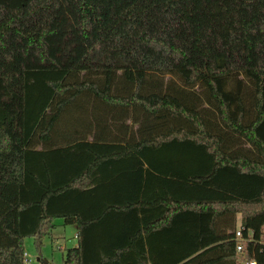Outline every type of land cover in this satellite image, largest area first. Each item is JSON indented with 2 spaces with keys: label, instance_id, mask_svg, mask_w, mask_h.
<instances>
[{
  "label": "trees",
  "instance_id": "1",
  "mask_svg": "<svg viewBox=\"0 0 264 264\" xmlns=\"http://www.w3.org/2000/svg\"><path fill=\"white\" fill-rule=\"evenodd\" d=\"M263 125L264 0H0V264H264Z\"/></svg>",
  "mask_w": 264,
  "mask_h": 264
},
{
  "label": "rangeland",
  "instance_id": "2",
  "mask_svg": "<svg viewBox=\"0 0 264 264\" xmlns=\"http://www.w3.org/2000/svg\"><path fill=\"white\" fill-rule=\"evenodd\" d=\"M164 77L166 80L172 78L176 79L175 76L170 74H164ZM244 78L245 77L241 74V72H237L235 75L224 76L219 80V87L223 94L233 100V104L231 106L232 111L235 110L236 92L239 90ZM260 133L264 137V125L260 127ZM58 218L60 217L54 219V223L56 222L57 229H59V233L61 235L58 240H56V243L50 240L48 236L49 232L41 238L39 247H37L36 238L34 236H27L24 238V250L32 256L31 264H40V262L36 260V256H40V252L42 253V257L48 259L46 264H62L64 261L61 253L63 245L71 246V244L76 241L74 228L69 224H57Z\"/></svg>",
  "mask_w": 264,
  "mask_h": 264
},
{
  "label": "built area",
  "instance_id": "3",
  "mask_svg": "<svg viewBox=\"0 0 264 264\" xmlns=\"http://www.w3.org/2000/svg\"><path fill=\"white\" fill-rule=\"evenodd\" d=\"M232 233H233L232 239L234 240V243H235V251H236L237 259L239 263L255 264L256 262L255 258H247V256L245 255L246 243L248 241L253 240L252 230L247 229L246 233H244V228L240 224L234 228ZM74 236L77 237L76 232L74 233ZM261 242L264 245V240H262ZM23 254H24V264H29L30 259L28 255L26 254L25 250ZM62 264H68V263L64 260Z\"/></svg>",
  "mask_w": 264,
  "mask_h": 264
},
{
  "label": "crops",
  "instance_id": "4",
  "mask_svg": "<svg viewBox=\"0 0 264 264\" xmlns=\"http://www.w3.org/2000/svg\"><path fill=\"white\" fill-rule=\"evenodd\" d=\"M224 219L225 220H223L222 218L220 219L219 225L221 226V228H223L224 225H226L227 223L230 224L232 221L234 222L235 226H238V225L241 224V214H240V212H237L234 216L231 215V216H228V217H226ZM57 220H58V223L57 224H59V225L69 224V225H71L74 228V231L76 232V225L75 224H73V223H65L62 218H58ZM230 230H231L230 228H227V231H230ZM60 235L61 234L59 233V229H57L56 222H55L54 223V227L50 229V231L48 233V236H49V238H50L51 241H53L54 243H56V240H58V238L60 237ZM76 244H77V240L75 242H73L71 244V246H75ZM71 246H65V245H63L62 250H61L62 251L61 253H62L63 259H64V256H65L66 248L67 247H71ZM26 254L28 255V257L30 259L29 264H31V262H32L31 261V257L32 256L27 251H26ZM36 260L39 261L40 264H46L47 261H48L47 258L42 257V253L41 252H40V256H38V255L36 256Z\"/></svg>",
  "mask_w": 264,
  "mask_h": 264
}]
</instances>
